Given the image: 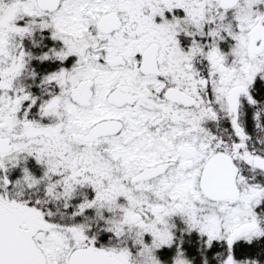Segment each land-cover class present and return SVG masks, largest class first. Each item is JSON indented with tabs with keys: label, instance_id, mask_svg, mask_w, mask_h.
<instances>
[{
	"label": "snow or ice",
	"instance_id": "1",
	"mask_svg": "<svg viewBox=\"0 0 264 264\" xmlns=\"http://www.w3.org/2000/svg\"><path fill=\"white\" fill-rule=\"evenodd\" d=\"M0 264H264V0H0Z\"/></svg>",
	"mask_w": 264,
	"mask_h": 264
}]
</instances>
